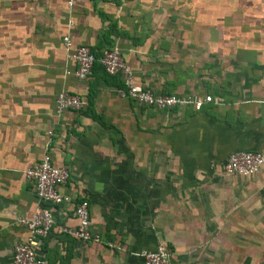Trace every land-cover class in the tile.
Instances as JSON below:
<instances>
[{
  "label": "crops",
  "instance_id": "obj_1",
  "mask_svg": "<svg viewBox=\"0 0 264 264\" xmlns=\"http://www.w3.org/2000/svg\"><path fill=\"white\" fill-rule=\"evenodd\" d=\"M65 34L96 57L117 45L138 86L220 103L137 105L118 95L122 75L97 62L77 79ZM62 90L83 107L56 114ZM262 148L264 0H75L72 8L0 0V264H11L25 236L14 217L41 204L24 171L45 149L69 171L59 190L70 202L51 207L55 222L75 227L84 199L103 240L52 231L42 246L48 264H142L139 252L160 243L172 264L253 263L259 247L250 253L249 240L264 239V166L251 177L210 166Z\"/></svg>",
  "mask_w": 264,
  "mask_h": 264
},
{
  "label": "built area",
  "instance_id": "obj_2",
  "mask_svg": "<svg viewBox=\"0 0 264 264\" xmlns=\"http://www.w3.org/2000/svg\"><path fill=\"white\" fill-rule=\"evenodd\" d=\"M75 0H66V6L72 8ZM72 22L69 23L71 26ZM63 46L68 59L74 65V76L83 80L90 76L94 64L97 62L108 76L122 75L123 87L117 90L121 98H126L134 104L150 107L155 110H170L176 106H188L198 111L206 104L217 105L220 98L210 95H162L152 89L134 84L132 70L122 57L121 49L113 45L103 50L102 55L96 57L86 45H73L68 34L62 37ZM85 101L76 94L60 91L55 98V112L61 114L66 110H80ZM264 166V148L254 151H236L228 154L215 167L220 175L226 177H251ZM26 180L32 184L33 191L40 201L30 218L14 217L17 224L25 230V236L13 245L11 264H48L42 254V246L46 238L56 231L75 240L89 243H101L102 237L94 232L88 201L81 199L77 202L73 215L77 220L75 227L57 224L51 207L69 203L68 195L62 193L59 187L65 185L69 179L66 167L55 166L46 149L41 159L30 164L24 171ZM105 245L112 249H120L114 243L106 240ZM142 264H172L171 253L162 243L153 250H142L138 254Z\"/></svg>",
  "mask_w": 264,
  "mask_h": 264
},
{
  "label": "rangeland",
  "instance_id": "obj_3",
  "mask_svg": "<svg viewBox=\"0 0 264 264\" xmlns=\"http://www.w3.org/2000/svg\"><path fill=\"white\" fill-rule=\"evenodd\" d=\"M261 243H262V247L263 249L260 250V246H261ZM257 245V247H259L258 249V256H256L255 254L252 253V255H250V261H251V257L253 258V263L250 262V264H257V262L259 264H264V239L263 240H253V239H250L249 240V246H250V253L251 252H255L257 250V247L254 248L255 246Z\"/></svg>",
  "mask_w": 264,
  "mask_h": 264
}]
</instances>
